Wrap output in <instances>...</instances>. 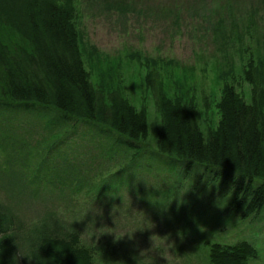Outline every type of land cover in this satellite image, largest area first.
Wrapping results in <instances>:
<instances>
[{
    "label": "rangeland",
    "instance_id": "rangeland-1",
    "mask_svg": "<svg viewBox=\"0 0 264 264\" xmlns=\"http://www.w3.org/2000/svg\"><path fill=\"white\" fill-rule=\"evenodd\" d=\"M72 7L78 47L91 80H102L136 106H146L149 130L144 142L150 150L159 84L170 95L181 92L191 99L206 125L215 117L223 82L236 84L248 99L250 84L240 69L250 54L264 63V0H72ZM0 36L16 38L2 25ZM149 69L155 73L146 83ZM41 121L32 115L14 116L10 132L24 144L17 148L0 140V161L12 158L28 174L40 163L49 186L58 181L51 187L58 195L54 210L65 223L82 227L87 242L109 238L128 264H204L201 241L243 237L258 250L248 264H264V213L240 218L228 192L197 191L198 185L188 183L180 187L185 179L177 161L151 159L148 153L129 161L125 151L130 148L111 146L95 133L71 135L42 161L49 129L37 123ZM5 199L0 189V200L7 203ZM19 207L12 208L23 221L32 222L35 213ZM178 215L189 224L173 218ZM94 261L107 264L101 256Z\"/></svg>",
    "mask_w": 264,
    "mask_h": 264
},
{
    "label": "trees",
    "instance_id": "trees-1",
    "mask_svg": "<svg viewBox=\"0 0 264 264\" xmlns=\"http://www.w3.org/2000/svg\"><path fill=\"white\" fill-rule=\"evenodd\" d=\"M0 25L16 37L0 36V140L11 147L23 145L22 138L11 133L12 119L32 115L49 129L42 161L52 147L81 137L83 131L95 133L96 138L110 140L111 146L130 148L131 152L125 151L129 161L143 153L151 159L177 161L185 179L180 187L188 183L192 188L198 185L197 191L228 192L240 218L264 213L261 57L250 54L240 69L241 78L250 84L249 98L236 84L223 82L214 104L215 117L206 125L191 99L181 92L170 95L159 84L153 101L158 120L150 150L144 142L149 130L146 106H136L120 89L106 88L102 80H91L78 47L72 0H0ZM154 73L148 70L146 83ZM39 165L28 174L12 158L0 161V189L8 199L0 200V264H95L94 256L104 257L107 264H128L109 238L89 241L88 237L87 242L82 227L60 219L53 207L58 195L51 188L58 181L50 187V178ZM15 205L36 217L30 223L23 221L13 210ZM179 215L173 218L187 226L189 220ZM201 242L204 264H248L258 252L243 237Z\"/></svg>",
    "mask_w": 264,
    "mask_h": 264
},
{
    "label": "clouds",
    "instance_id": "clouds-1",
    "mask_svg": "<svg viewBox=\"0 0 264 264\" xmlns=\"http://www.w3.org/2000/svg\"><path fill=\"white\" fill-rule=\"evenodd\" d=\"M22 255V254H21Z\"/></svg>",
    "mask_w": 264,
    "mask_h": 264
}]
</instances>
